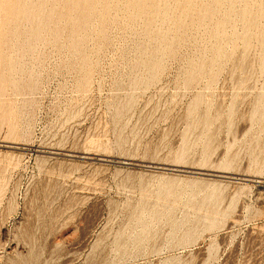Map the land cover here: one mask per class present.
<instances>
[{"label":"rangeland","instance_id":"rangeland-1","mask_svg":"<svg viewBox=\"0 0 264 264\" xmlns=\"http://www.w3.org/2000/svg\"><path fill=\"white\" fill-rule=\"evenodd\" d=\"M0 264H264V0H0Z\"/></svg>","mask_w":264,"mask_h":264}]
</instances>
